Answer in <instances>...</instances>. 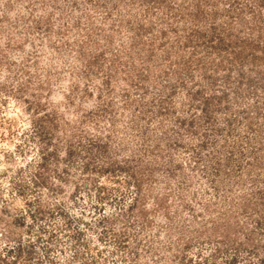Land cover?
Wrapping results in <instances>:
<instances>
[{
    "label": "rangeland",
    "instance_id": "obj_1",
    "mask_svg": "<svg viewBox=\"0 0 264 264\" xmlns=\"http://www.w3.org/2000/svg\"><path fill=\"white\" fill-rule=\"evenodd\" d=\"M260 1L232 3L254 9L249 18L264 13ZM161 9L0 0V264H264V161L248 162L264 145V91L258 84V101L232 91L215 107L219 141H204L198 109H177L196 124L160 112L134 84L150 75L167 94L156 33L178 15ZM234 108L249 110L251 130ZM231 152L234 168L215 174Z\"/></svg>",
    "mask_w": 264,
    "mask_h": 264
},
{
    "label": "trees",
    "instance_id": "obj_2",
    "mask_svg": "<svg viewBox=\"0 0 264 264\" xmlns=\"http://www.w3.org/2000/svg\"><path fill=\"white\" fill-rule=\"evenodd\" d=\"M154 1L158 2L160 7L162 6L161 10H168L167 13L171 15L169 17L178 15V21L171 22L170 20L171 28H167L166 24H163L160 31L156 33L159 37L163 36V41L167 44L164 52L159 54H161L165 66L163 69L166 68L165 76L168 78L166 82L170 90L165 84L167 94L155 92L151 89L155 81L150 75H139L140 78L134 85L141 90L144 88L143 93L145 94L149 92L150 100L152 98V101L160 102V112L164 110L177 114L178 124L179 122L180 124L185 123L188 119L191 124H196L197 119H199L197 114V117L193 114L188 119L184 114L179 116L178 107L186 106L185 108L191 109V111L198 109L197 111L202 112L200 118L206 123V127L202 125L200 130L205 136L204 141H207L210 136L212 140L219 141L216 138V130L209 128L214 127L216 115L212 116V114L215 113V109H218L215 107H219L224 100L227 103L232 91L235 94H241L244 99L243 90H245L247 95L252 98L250 100L247 97L250 101L259 100L256 98L260 94L257 92L258 84L264 91V13L257 10L251 13V17L247 18L243 14V10L253 12L254 9L251 10L249 7L247 11L241 5L237 6V4L232 3L239 4V0H223L221 4L220 0H194L190 4V0H186V2L182 0L176 4V6L181 7L180 9H184L180 13L174 9L175 1ZM260 5H264V0L260 1ZM165 16L167 17V14ZM180 18L182 19L180 20ZM186 20L189 22L187 23ZM182 21L186 26H179ZM248 21L250 23L246 27L249 31L244 34L242 33L245 28L243 24L248 23ZM160 44L164 45L163 43ZM154 52L156 53V47L150 48L147 57L150 58ZM126 60L125 64L128 67ZM123 62L124 60L121 63ZM148 69L151 68L148 67ZM172 73H177V75L171 76ZM110 76L111 74H105L102 78V84L106 91L114 87L110 85ZM145 78L144 83L148 85V88L142 86ZM128 79L130 80V78ZM126 83L132 82L127 81ZM123 84L126 85L124 81ZM150 100L147 98L145 103ZM250 101L247 103L250 104ZM227 105L228 108L230 104ZM254 105L255 111H257L259 106ZM234 109V111L231 110L234 114L235 111L244 113L243 117L247 120L245 121L246 129L251 130L254 117L249 113V110H245V108ZM233 117L235 120L236 116ZM224 118L226 125L232 126L231 116L227 115ZM258 127L260 128V126ZM187 129L190 130L188 127ZM218 132L220 133L221 130ZM103 147L106 150L107 143H104ZM263 147L264 145L261 144L256 150H253L254 154L250 152L252 156L248 162L251 166L262 165L264 156L259 152ZM232 155L233 152L227 153L224 158L225 162L219 158L214 161L215 174H219L225 166L231 165L234 168ZM237 166H241L240 162ZM134 182L137 190H139L141 188L140 180L135 178ZM138 198L140 200L142 197L139 195ZM135 202L137 203L134 200L131 205H134ZM233 260L234 258L231 257L230 263H234Z\"/></svg>",
    "mask_w": 264,
    "mask_h": 264
}]
</instances>
